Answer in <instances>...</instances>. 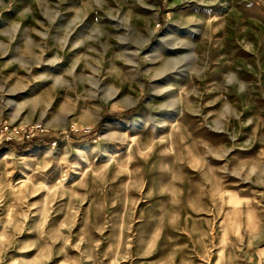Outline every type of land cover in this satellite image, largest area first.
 <instances>
[{
  "label": "rangeland",
  "instance_id": "rangeland-1",
  "mask_svg": "<svg viewBox=\"0 0 264 264\" xmlns=\"http://www.w3.org/2000/svg\"><path fill=\"white\" fill-rule=\"evenodd\" d=\"M4 140L0 264H264V0H0Z\"/></svg>",
  "mask_w": 264,
  "mask_h": 264
},
{
  "label": "trees",
  "instance_id": "trees-1",
  "mask_svg": "<svg viewBox=\"0 0 264 264\" xmlns=\"http://www.w3.org/2000/svg\"><path fill=\"white\" fill-rule=\"evenodd\" d=\"M128 115H129V113H123L122 114V116H128ZM89 132H93L92 129ZM44 141H46L44 138L34 137V138L30 139L28 142L34 143V142H44ZM12 143H14V141H12V140H4L0 144V146L3 147L5 145L12 144Z\"/></svg>",
  "mask_w": 264,
  "mask_h": 264
},
{
  "label": "bare ground",
  "instance_id": "bare-ground-1",
  "mask_svg": "<svg viewBox=\"0 0 264 264\" xmlns=\"http://www.w3.org/2000/svg\"><path fill=\"white\" fill-rule=\"evenodd\" d=\"M156 58H153L152 60L154 61ZM179 75H181V73H179Z\"/></svg>",
  "mask_w": 264,
  "mask_h": 264
}]
</instances>
